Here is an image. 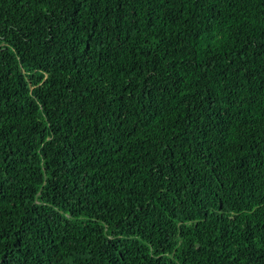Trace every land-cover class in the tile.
Here are the masks:
<instances>
[{"label":"trees","instance_id":"trees-1","mask_svg":"<svg viewBox=\"0 0 264 264\" xmlns=\"http://www.w3.org/2000/svg\"><path fill=\"white\" fill-rule=\"evenodd\" d=\"M0 264H264V0H0Z\"/></svg>","mask_w":264,"mask_h":264}]
</instances>
